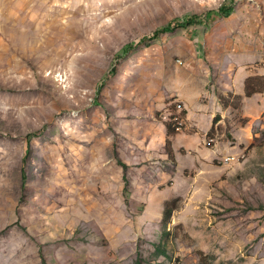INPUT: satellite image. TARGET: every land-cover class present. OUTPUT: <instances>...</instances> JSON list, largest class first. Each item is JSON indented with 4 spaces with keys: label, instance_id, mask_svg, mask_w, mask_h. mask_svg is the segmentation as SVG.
I'll list each match as a JSON object with an SVG mask.
<instances>
[{
    "label": "rangeland",
    "instance_id": "1",
    "mask_svg": "<svg viewBox=\"0 0 264 264\" xmlns=\"http://www.w3.org/2000/svg\"><path fill=\"white\" fill-rule=\"evenodd\" d=\"M0 264H264V0H0Z\"/></svg>",
    "mask_w": 264,
    "mask_h": 264
},
{
    "label": "trees",
    "instance_id": "2",
    "mask_svg": "<svg viewBox=\"0 0 264 264\" xmlns=\"http://www.w3.org/2000/svg\"><path fill=\"white\" fill-rule=\"evenodd\" d=\"M230 4H231V5H230ZM232 6H233L232 2H230V3H228V2H224L223 4L220 5V8H219L218 12L229 14V13L231 12V10L233 9ZM168 28H169V26H166V27L164 28V30H167ZM170 29H171V28H170ZM246 94H247L248 96H249V94H250V92H249L247 89H246ZM166 128H167V130H168V133L174 131V128H173V129L170 128V126H169L168 124H166ZM171 156H173V154H172ZM173 157H174V156H173ZM123 166H124V168H125L124 171H125V174H126V166H125V165H123ZM124 177H126V175H124ZM126 178H127V177H126ZM126 183H127V181H126ZM171 211H173V210L170 209L168 205H166V209H165V212H164V217H166V219H167V217H169Z\"/></svg>",
    "mask_w": 264,
    "mask_h": 264
}]
</instances>
